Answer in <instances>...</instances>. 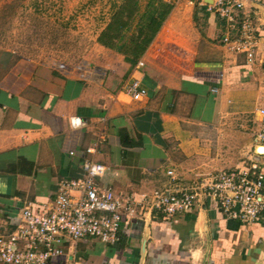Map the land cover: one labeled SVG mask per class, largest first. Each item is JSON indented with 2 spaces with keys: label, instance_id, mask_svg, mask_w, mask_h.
I'll return each instance as SVG.
<instances>
[{
  "label": "crops",
  "instance_id": "obj_1",
  "mask_svg": "<svg viewBox=\"0 0 264 264\" xmlns=\"http://www.w3.org/2000/svg\"><path fill=\"white\" fill-rule=\"evenodd\" d=\"M164 1L171 9L134 63L96 40L114 6L97 52L80 63L21 56L0 65V235L28 203L34 213L50 207L59 180L83 176L85 158L107 166L102 185L139 199L252 150L264 67L224 46L223 21L203 6ZM247 6L264 49V0ZM133 80L146 89L140 99L124 90ZM71 116L84 125L72 127ZM48 264H264V221L240 223L204 199L169 220L125 218L113 244L65 241Z\"/></svg>",
  "mask_w": 264,
  "mask_h": 264
},
{
  "label": "built area",
  "instance_id": "obj_2",
  "mask_svg": "<svg viewBox=\"0 0 264 264\" xmlns=\"http://www.w3.org/2000/svg\"><path fill=\"white\" fill-rule=\"evenodd\" d=\"M196 2L223 21L226 32L220 42L235 54H242L248 64L264 67V49L258 46L256 22L248 9L259 0H168ZM141 61L138 65H142ZM124 90L133 99L146 95L137 80ZM259 119L252 132V150L239 165L201 172L186 185H166L141 198L117 195L109 185L99 182L107 166L85 158L80 178H63L53 203L42 213H34L30 204L20 211L13 230L0 235V263L48 264L51 258L63 256L65 241L95 238L113 244L125 218L143 219L159 214L169 220L176 214L189 213L208 199L227 218L250 224L264 221V106L257 110ZM72 127L84 120L71 116ZM87 153L93 148H86ZM166 173L173 178V170Z\"/></svg>",
  "mask_w": 264,
  "mask_h": 264
},
{
  "label": "rangeland",
  "instance_id": "obj_3",
  "mask_svg": "<svg viewBox=\"0 0 264 264\" xmlns=\"http://www.w3.org/2000/svg\"><path fill=\"white\" fill-rule=\"evenodd\" d=\"M118 1L0 0V65L21 56L80 63L97 52L98 31Z\"/></svg>",
  "mask_w": 264,
  "mask_h": 264
},
{
  "label": "trees",
  "instance_id": "obj_4",
  "mask_svg": "<svg viewBox=\"0 0 264 264\" xmlns=\"http://www.w3.org/2000/svg\"><path fill=\"white\" fill-rule=\"evenodd\" d=\"M113 6V13L96 40L134 63L159 30L171 5L164 0H147L140 11L139 0H121Z\"/></svg>",
  "mask_w": 264,
  "mask_h": 264
},
{
  "label": "bare ground",
  "instance_id": "obj_5",
  "mask_svg": "<svg viewBox=\"0 0 264 264\" xmlns=\"http://www.w3.org/2000/svg\"><path fill=\"white\" fill-rule=\"evenodd\" d=\"M264 149L262 148V147H260L259 149H258V152H262Z\"/></svg>",
  "mask_w": 264,
  "mask_h": 264
}]
</instances>
